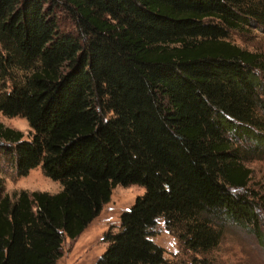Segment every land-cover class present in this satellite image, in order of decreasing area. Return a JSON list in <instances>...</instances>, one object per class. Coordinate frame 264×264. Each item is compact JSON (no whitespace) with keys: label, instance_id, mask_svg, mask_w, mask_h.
<instances>
[{"label":"trees","instance_id":"16d2710c","mask_svg":"<svg viewBox=\"0 0 264 264\" xmlns=\"http://www.w3.org/2000/svg\"><path fill=\"white\" fill-rule=\"evenodd\" d=\"M247 26L264 0H0V111L31 128L0 122V159L61 184L0 194V264H55L116 185L145 191L97 264H166L159 218L196 254L227 223L264 244L245 165L264 150V55L228 39Z\"/></svg>","mask_w":264,"mask_h":264},{"label":"rangeland","instance_id":"374dc122","mask_svg":"<svg viewBox=\"0 0 264 264\" xmlns=\"http://www.w3.org/2000/svg\"><path fill=\"white\" fill-rule=\"evenodd\" d=\"M228 39L241 48L264 55V27L256 29L247 26L231 30ZM0 122L22 131L24 136L31 131L26 118L19 115L8 117L0 111ZM245 165L251 169L249 188L264 195V150L259 156L246 161ZM0 178L1 195L13 194L21 189L49 193L61 189L60 182L47 177L40 165L19 176L15 167L4 157L0 159ZM144 191V187L139 185H116L110 200L85 229L73 239H63L60 256L55 264H97L107 246L103 241L104 233L108 229L117 230L121 213L130 208L135 198ZM262 204V207H257V212L264 233V201ZM151 238L164 250L166 264H264V244H259L253 233L229 223L223 226L218 245L204 255L186 250L178 238L167 230L162 218L157 220L152 229Z\"/></svg>","mask_w":264,"mask_h":264}]
</instances>
